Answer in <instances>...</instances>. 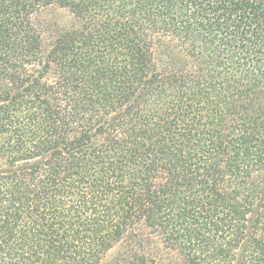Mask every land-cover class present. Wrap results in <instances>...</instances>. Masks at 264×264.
Returning a JSON list of instances; mask_svg holds the SVG:
<instances>
[{
	"label": "trees",
	"instance_id": "trees-1",
	"mask_svg": "<svg viewBox=\"0 0 264 264\" xmlns=\"http://www.w3.org/2000/svg\"><path fill=\"white\" fill-rule=\"evenodd\" d=\"M124 240L264 264V0H0V264Z\"/></svg>",
	"mask_w": 264,
	"mask_h": 264
},
{
	"label": "rangeland",
	"instance_id": "rangeland-1",
	"mask_svg": "<svg viewBox=\"0 0 264 264\" xmlns=\"http://www.w3.org/2000/svg\"><path fill=\"white\" fill-rule=\"evenodd\" d=\"M41 18L44 24L48 27L70 25L73 20L71 13L67 9L56 5L45 9ZM127 244L128 241L124 240L115 245L105 256L104 264H123V257L125 255ZM145 249L154 252H159L160 250L161 253L160 243L154 239H150L146 242Z\"/></svg>",
	"mask_w": 264,
	"mask_h": 264
}]
</instances>
